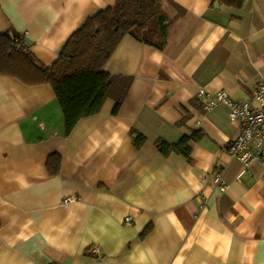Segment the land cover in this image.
Listing matches in <instances>:
<instances>
[{
	"label": "crops",
	"instance_id": "crops-1",
	"mask_svg": "<svg viewBox=\"0 0 264 264\" xmlns=\"http://www.w3.org/2000/svg\"><path fill=\"white\" fill-rule=\"evenodd\" d=\"M115 1L0 0V35H23L50 67L73 32ZM219 7L163 2V51L125 37L105 66L131 81L119 111L107 99L69 135L49 85L0 76V264H264V169L227 155L238 125L224 105L204 112L198 96L252 98L264 75V0ZM192 131L204 137L190 144V162L157 148ZM51 155L61 159L52 177Z\"/></svg>",
	"mask_w": 264,
	"mask_h": 264
},
{
	"label": "trees",
	"instance_id": "trees-1",
	"mask_svg": "<svg viewBox=\"0 0 264 264\" xmlns=\"http://www.w3.org/2000/svg\"><path fill=\"white\" fill-rule=\"evenodd\" d=\"M165 1L172 0H116L113 7L87 18L73 32L50 67L36 60L23 35L1 34L0 76L16 79L26 86L49 85L63 114L65 135L82 118L99 113L107 99L114 100L113 114H116L131 81L109 75L105 66L127 36L163 51L167 25L161 6ZM211 1L226 9L240 10L246 0ZM203 137L202 132L192 131L174 144L158 141L157 148L165 157L176 153L190 162V144ZM144 140L143 136L136 135L135 147L139 148ZM60 163L58 155L49 156L47 171L51 177L58 174Z\"/></svg>",
	"mask_w": 264,
	"mask_h": 264
},
{
	"label": "built area",
	"instance_id": "built-area-1",
	"mask_svg": "<svg viewBox=\"0 0 264 264\" xmlns=\"http://www.w3.org/2000/svg\"><path fill=\"white\" fill-rule=\"evenodd\" d=\"M198 96L204 99L202 105L204 112L224 105L229 110V120L238 125L239 133L228 145L227 155L239 162L245 170L254 164H259L264 169V75L255 86L249 100H233L222 91L210 94L203 89L199 90ZM212 183L220 192L226 190L227 183L220 173L213 174ZM77 200V197H67L63 203L69 204ZM204 206L205 203H202L201 208ZM131 220L127 217L124 223L130 224ZM99 252V247H92L89 250L92 255Z\"/></svg>",
	"mask_w": 264,
	"mask_h": 264
},
{
	"label": "water",
	"instance_id": "water-1",
	"mask_svg": "<svg viewBox=\"0 0 264 264\" xmlns=\"http://www.w3.org/2000/svg\"><path fill=\"white\" fill-rule=\"evenodd\" d=\"M214 8L220 9L219 4L217 2L214 3Z\"/></svg>",
	"mask_w": 264,
	"mask_h": 264
},
{
	"label": "rangeland",
	"instance_id": "rangeland-1",
	"mask_svg": "<svg viewBox=\"0 0 264 264\" xmlns=\"http://www.w3.org/2000/svg\"><path fill=\"white\" fill-rule=\"evenodd\" d=\"M195 118H196V117H195ZM196 119H198V118H196ZM194 120H195V119H193V122H194Z\"/></svg>",
	"mask_w": 264,
	"mask_h": 264
}]
</instances>
